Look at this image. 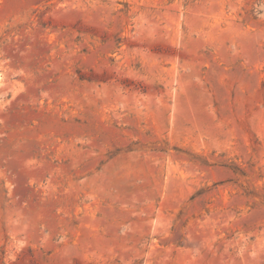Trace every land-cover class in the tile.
<instances>
[{
    "label": "rangeland",
    "instance_id": "1",
    "mask_svg": "<svg viewBox=\"0 0 264 264\" xmlns=\"http://www.w3.org/2000/svg\"><path fill=\"white\" fill-rule=\"evenodd\" d=\"M0 264H264V0H0Z\"/></svg>",
    "mask_w": 264,
    "mask_h": 264
}]
</instances>
